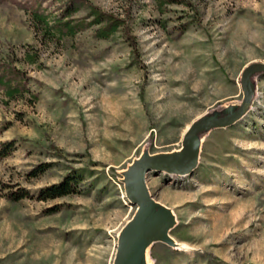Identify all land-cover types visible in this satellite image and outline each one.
Returning <instances> with one entry per match:
<instances>
[{
  "label": "rangeland",
  "instance_id": "1",
  "mask_svg": "<svg viewBox=\"0 0 264 264\" xmlns=\"http://www.w3.org/2000/svg\"><path fill=\"white\" fill-rule=\"evenodd\" d=\"M89 1L126 20L137 60L120 32L44 40L29 12L55 14L53 0L0 1V64L27 90L0 88V142L15 140L0 158V264H115L139 214L128 169L178 159L191 126L235 112L245 70L264 65V0ZM251 80L249 110L195 136L191 171L143 174L141 193L169 219L142 264H264V73ZM72 172L79 193L35 198ZM18 188L31 197L8 201Z\"/></svg>",
  "mask_w": 264,
  "mask_h": 264
},
{
  "label": "trees",
  "instance_id": "2",
  "mask_svg": "<svg viewBox=\"0 0 264 264\" xmlns=\"http://www.w3.org/2000/svg\"><path fill=\"white\" fill-rule=\"evenodd\" d=\"M53 2L57 5L55 14H45L37 10L29 12L31 23L41 32L44 40L58 44L63 38L74 37L86 29H92L94 37L99 40L108 39L120 32L131 49L133 60L138 59L136 39L131 34L124 18L101 10L89 0H53ZM20 7L22 6L20 5ZM81 11L84 14L77 16ZM28 59V63L36 61L35 56H28ZM259 73L264 72L255 74ZM253 75L250 77L251 84ZM24 81L23 73L15 69L11 63L3 62L0 64V88L4 90V95L8 99L20 97L23 92L27 91ZM252 88L254 90L253 84ZM14 148L15 140L0 142V158L7 157ZM47 167L46 164H40L29 172V176L36 177L46 171ZM80 179L76 172L67 174L61 182L39 189L35 198L39 201H48L79 193L78 183ZM30 197L28 191L22 188L5 194V198L10 202H17ZM215 260L219 264H226L217 258Z\"/></svg>",
  "mask_w": 264,
  "mask_h": 264
},
{
  "label": "water",
  "instance_id": "3",
  "mask_svg": "<svg viewBox=\"0 0 264 264\" xmlns=\"http://www.w3.org/2000/svg\"><path fill=\"white\" fill-rule=\"evenodd\" d=\"M258 72H264V65H254L245 70L241 80L244 101L235 112L220 119H204L191 126L184 137L185 146H182L183 153L178 155V159H173L174 156L152 159L146 163H136L128 169L125 174L126 191L131 203L138 206L139 214L129 224L125 236L120 242L115 264H142L141 253L163 236L165 225L169 219L163 207L152 203L141 193L143 174L150 170L191 171L196 163L197 151L196 146L193 145L195 136L210 128L229 126L249 110L254 91L250 77Z\"/></svg>",
  "mask_w": 264,
  "mask_h": 264
},
{
  "label": "bare ground",
  "instance_id": "4",
  "mask_svg": "<svg viewBox=\"0 0 264 264\" xmlns=\"http://www.w3.org/2000/svg\"><path fill=\"white\" fill-rule=\"evenodd\" d=\"M183 146H185V139H184V143H183Z\"/></svg>",
  "mask_w": 264,
  "mask_h": 264
}]
</instances>
